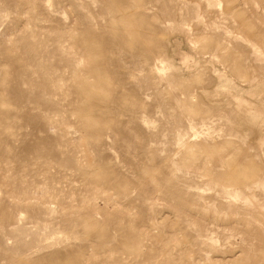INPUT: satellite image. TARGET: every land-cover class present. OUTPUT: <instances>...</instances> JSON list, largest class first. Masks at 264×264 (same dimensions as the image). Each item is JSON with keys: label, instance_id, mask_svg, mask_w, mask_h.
I'll return each mask as SVG.
<instances>
[{"label": "rangeland", "instance_id": "obj_1", "mask_svg": "<svg viewBox=\"0 0 264 264\" xmlns=\"http://www.w3.org/2000/svg\"><path fill=\"white\" fill-rule=\"evenodd\" d=\"M223 261L264 264V0H0V264Z\"/></svg>", "mask_w": 264, "mask_h": 264}, {"label": "bare ground", "instance_id": "obj_2", "mask_svg": "<svg viewBox=\"0 0 264 264\" xmlns=\"http://www.w3.org/2000/svg\"><path fill=\"white\" fill-rule=\"evenodd\" d=\"M177 46H178V45H177ZM174 49H175V48H174ZM179 49H180V48H179ZM177 51H178V50H177ZM182 51H183V50H182ZM173 52H174V51H173ZM180 52H181V50H180ZM176 53H177V52H176ZM178 53H179V52H178ZM184 53H185V52H184ZM184 53L182 52L181 54H184ZM173 55H175V53H174ZM175 56H176V55H175ZM181 58H182V57H181ZM179 59H180V58H179ZM183 60L185 61V59H183ZM181 62L183 63V61H181ZM186 62H187V61H186ZM182 63H180V64H182ZM180 64H179V65H180ZM183 64H184V63H183ZM185 68H186V67H185ZM224 257H225V256H224ZM225 259H226V257H225ZM226 261H228V260H226ZM226 261H225V262H226ZM223 262H224V261H223ZM225 262H224V263H225ZM232 262H233V261H232ZM257 262H258V261H257ZM257 262H256V263H257ZM224 263H223V264H224ZM260 263H261V262H260ZM225 264H226V263H225ZM228 264H229V263H228Z\"/></svg>", "mask_w": 264, "mask_h": 264}]
</instances>
